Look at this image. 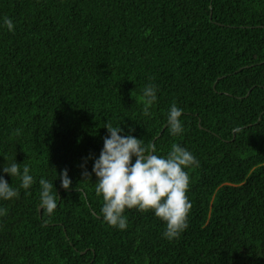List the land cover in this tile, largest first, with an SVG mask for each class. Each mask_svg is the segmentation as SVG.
<instances>
[{"label": "trees", "instance_id": "trees-1", "mask_svg": "<svg viewBox=\"0 0 264 264\" xmlns=\"http://www.w3.org/2000/svg\"><path fill=\"white\" fill-rule=\"evenodd\" d=\"M109 122L198 161L178 238L151 210L126 209L125 230L104 220L93 167ZM13 162L29 189L3 172ZM0 176L19 193L0 198V264H264V0H0Z\"/></svg>", "mask_w": 264, "mask_h": 264}, {"label": "clouds", "instance_id": "clouds-1", "mask_svg": "<svg viewBox=\"0 0 264 264\" xmlns=\"http://www.w3.org/2000/svg\"><path fill=\"white\" fill-rule=\"evenodd\" d=\"M4 24L9 31H14L12 19L5 17ZM156 99V86L147 85L141 101H137L143 102L145 115H149V108ZM182 114L183 109L173 103L167 117L173 136L183 132L180 120ZM105 127L110 136L104 138V147L93 167L98 177L95 192L103 198L101 212L104 220L113 227L125 230L128 227L124 216L126 209L142 212L151 210L166 223L164 236L169 240L178 238L188 227V215L192 208L186 195L190 178L185 168L198 165V161L179 144L173 143L167 155L161 156L154 154V144L145 147L142 140L133 135L122 136L120 133L123 129L120 126L114 127L109 122ZM29 171L28 165H24L21 174L16 162L3 168V172L12 177L20 176L24 189H29L34 182ZM83 175L89 177L90 173L85 170ZM61 179L62 187L68 189L72 181L67 169L63 171ZM40 185L41 206L51 215L58 206L57 194H53V185L49 181L41 179ZM18 195V191L0 176V198L9 200ZM6 213V209H0V215Z\"/></svg>", "mask_w": 264, "mask_h": 264}, {"label": "water", "instance_id": "water-1", "mask_svg": "<svg viewBox=\"0 0 264 264\" xmlns=\"http://www.w3.org/2000/svg\"><path fill=\"white\" fill-rule=\"evenodd\" d=\"M41 209H42V207L40 206V207H39L40 212H41ZM84 252H85V251H84Z\"/></svg>", "mask_w": 264, "mask_h": 264}]
</instances>
